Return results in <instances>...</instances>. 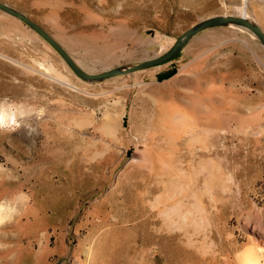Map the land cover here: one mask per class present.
Wrapping results in <instances>:
<instances>
[{
    "label": "rangeland",
    "instance_id": "rangeland-1",
    "mask_svg": "<svg viewBox=\"0 0 264 264\" xmlns=\"http://www.w3.org/2000/svg\"><path fill=\"white\" fill-rule=\"evenodd\" d=\"M0 1L95 73L214 15L264 30V0ZM0 264H264L259 38L212 27L90 81L0 9Z\"/></svg>",
    "mask_w": 264,
    "mask_h": 264
},
{
    "label": "water",
    "instance_id": "water-1",
    "mask_svg": "<svg viewBox=\"0 0 264 264\" xmlns=\"http://www.w3.org/2000/svg\"><path fill=\"white\" fill-rule=\"evenodd\" d=\"M0 9L25 23L62 56V58L77 76L84 80L90 81H101L118 75L130 74L141 69L162 64L177 55L185 46V44L198 33L212 27L236 24L248 28L259 38L262 45L264 46V30L255 20L245 16L214 15L201 20L199 23L186 30L178 37L177 41L168 50L159 55L147 58L131 66L114 67L95 73L84 70L56 38H54L44 27L31 19L25 13L3 1H0Z\"/></svg>",
    "mask_w": 264,
    "mask_h": 264
},
{
    "label": "bare ground",
    "instance_id": "bare-ground-1",
    "mask_svg": "<svg viewBox=\"0 0 264 264\" xmlns=\"http://www.w3.org/2000/svg\"><path fill=\"white\" fill-rule=\"evenodd\" d=\"M243 10H245V9H243ZM241 16H245V17L249 18V15H248L246 12H242V13H241ZM63 79H64V78H63ZM64 82H66V81L64 80Z\"/></svg>",
    "mask_w": 264,
    "mask_h": 264
}]
</instances>
